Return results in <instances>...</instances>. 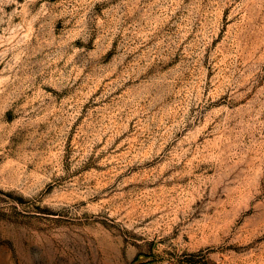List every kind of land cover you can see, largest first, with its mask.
<instances>
[{
  "label": "rangeland",
  "instance_id": "374dc122",
  "mask_svg": "<svg viewBox=\"0 0 264 264\" xmlns=\"http://www.w3.org/2000/svg\"><path fill=\"white\" fill-rule=\"evenodd\" d=\"M0 264H264V0H0Z\"/></svg>",
  "mask_w": 264,
  "mask_h": 264
}]
</instances>
